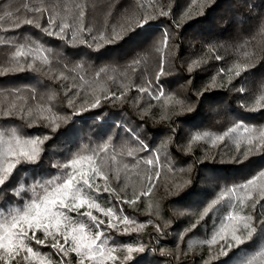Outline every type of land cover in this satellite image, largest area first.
I'll return each mask as SVG.
<instances>
[{
	"label": "trees",
	"instance_id": "trees-1",
	"mask_svg": "<svg viewBox=\"0 0 264 264\" xmlns=\"http://www.w3.org/2000/svg\"><path fill=\"white\" fill-rule=\"evenodd\" d=\"M241 68L249 70L237 77ZM261 132L264 0H0V136L44 141L38 160L0 186V236L79 159V174L99 170L81 194L97 207L79 213L103 224L63 209L68 221L99 232L107 248H144L131 261L95 264H264ZM15 150H0V174ZM231 215L251 216L257 228L239 249L211 243L235 224ZM23 227L22 244L12 237L21 245L12 264H43L24 259L25 247L52 256L48 264H92L61 227L49 236Z\"/></svg>",
	"mask_w": 264,
	"mask_h": 264
},
{
	"label": "snow or ice",
	"instance_id": "snow-or-ice-1",
	"mask_svg": "<svg viewBox=\"0 0 264 264\" xmlns=\"http://www.w3.org/2000/svg\"><path fill=\"white\" fill-rule=\"evenodd\" d=\"M167 15V13H165ZM151 22V18L145 19L143 22L139 24L140 28L146 27ZM27 23L31 24L32 21L29 20ZM55 26V25H53ZM39 27V25H37ZM69 26L64 24L61 26L56 33V35H60L63 33ZM48 35H52V31L50 29H45ZM166 43V41H165ZM249 69L241 68L236 72V76L239 77L244 71H248ZM163 68H161V72ZM140 91H145V89H139ZM159 98V97H157ZM99 104H94L92 107H96ZM49 139V137L45 136L44 140ZM260 139H264V132H261ZM44 141L37 139L27 140L21 142L20 140H16V147L21 149L19 153V157L15 160L14 163L8 164L7 167L3 169V173L0 174V186L5 185L7 181H9L13 169H16L18 165L22 162L24 163H35L40 154V147L39 145L42 144ZM26 149V150H25ZM255 150H261L259 143L257 142V146ZM252 149H249L248 153L239 152L237 156V160L243 156L247 159V156L251 154ZM8 153L12 155H16V150L10 145L7 149ZM5 159H7V154L5 155ZM147 163L152 164L153 161L149 160ZM81 164V160L75 159L72 160L70 164L62 165V167L66 170L65 179L61 183H56L54 180H49L47 183L46 190L42 197L37 196L33 198L30 204L26 206L23 210L24 214L17 218L16 216L12 217L11 224L8 228L5 229V234L0 236V250H3V254L0 255V262L2 264H12L14 260L20 256L21 245L13 246L12 237L15 236L16 239L21 240V244L23 239L27 238V232L24 230V225H27L29 229L36 230L40 229L43 230L46 236L53 235L52 231L49 229L59 230L61 227L62 222H67L68 217L65 215L63 209H67L69 211H76L78 215L82 217H87V219L91 222V226L99 227L103 224L102 221L97 220L95 216H93L91 211L86 213H79V209L84 205H88L90 208H96L97 205L94 203H89L85 199H80L82 194V188L88 187L91 188L90 181L93 180L98 169L93 171L92 173H83L79 174L76 170L78 166ZM53 167H56L55 165ZM71 169L72 171H68ZM79 177V178H78ZM59 179V178H57ZM254 181L249 180L247 185H241L242 188H246L249 185H253ZM221 200L224 199L223 196L220 197ZM66 201H70V203H66ZM216 203L213 201L212 204L209 205L208 208L204 211V216H207L212 208V206ZM255 207V205H253ZM107 215L111 216L112 213L109 211ZM204 216L201 219H204ZM230 221H234L235 224L230 228L227 227L221 228L215 235H213L211 239V243H217L218 239H224L226 249H239L240 246L249 243L254 238V235L257 233V228L253 227L251 224L252 217L251 216H240V215H231L228 217ZM43 221H49V223H43ZM124 223L128 222L127 217L123 219ZM19 226V227H18ZM109 227L115 228L117 225L112 224L111 221L109 222ZM142 228L143 225H140ZM197 227L196 224L192 225V229ZM264 228V223L261 225ZM84 224H80L78 228L73 229L72 233L78 232L80 233L79 237L77 235L70 233L71 241L75 243V247L72 249L74 252L78 253L81 256H84L86 253L87 259L95 264L96 261H103L105 256L107 255L109 259H115V257L111 256V252H114L115 249H108L105 251L104 242L97 243V241H101V234L97 232L95 239L91 240L90 242H85L86 237L83 235L84 233ZM15 230V231H14ZM128 231L127 229L125 230ZM227 232L228 235L225 237L223 233ZM240 233V234H238ZM229 240L231 241L229 243ZM7 242V243H6ZM67 242V241H66ZM37 244H43V240H37ZM53 248L58 249V251L64 252V248L62 245L54 244L52 245ZM22 250L29 255L24 257V259H30L32 254V248L25 247ZM143 246L133 248L131 246L127 247L128 255L125 257L126 260H132V253L133 252H143ZM67 255L66 252H64ZM228 253L222 252V255H227ZM80 264H84L83 259L80 261ZM247 264V262H245Z\"/></svg>",
	"mask_w": 264,
	"mask_h": 264
},
{
	"label": "rangeland",
	"instance_id": "rangeland-1",
	"mask_svg": "<svg viewBox=\"0 0 264 264\" xmlns=\"http://www.w3.org/2000/svg\"><path fill=\"white\" fill-rule=\"evenodd\" d=\"M16 140H17V138H16L14 133L13 134H9V135L0 136V141H1L0 150L7 151V149L9 148L10 145L14 149H19V148L16 147ZM81 199H84V197H81ZM108 217H110V220H113V217H111L109 215H108ZM78 227H79V225H74L73 223H71V221L62 222V224H61L62 230L65 233L69 234V235H70V233H72L73 229H76ZM92 232L93 231L90 228L89 229H84L83 235L86 237L85 242H90L91 240L95 239L94 236H92ZM72 234L77 235V237H79V235H80V233H78V232H75V233H72ZM97 243H98V241H97ZM129 246H131V245H125V246H122V247H108V248L104 246V248H105V250L114 248L115 251L111 252V256L122 259V258H124L125 256L128 255L127 247H129ZM32 256L37 258L43 264H48L52 260V256H50L49 254H38L37 251H32ZM106 257H108V256H105V258Z\"/></svg>",
	"mask_w": 264,
	"mask_h": 264
}]
</instances>
